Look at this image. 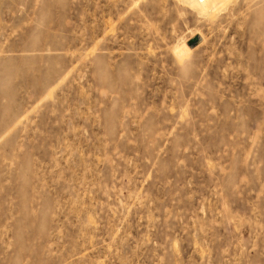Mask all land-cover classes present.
Masks as SVG:
<instances>
[{
    "label": "rangeland",
    "instance_id": "1",
    "mask_svg": "<svg viewBox=\"0 0 264 264\" xmlns=\"http://www.w3.org/2000/svg\"><path fill=\"white\" fill-rule=\"evenodd\" d=\"M222 7L0 0V264H264V0Z\"/></svg>",
    "mask_w": 264,
    "mask_h": 264
},
{
    "label": "bare ground",
    "instance_id": "2",
    "mask_svg": "<svg viewBox=\"0 0 264 264\" xmlns=\"http://www.w3.org/2000/svg\"><path fill=\"white\" fill-rule=\"evenodd\" d=\"M184 2H186V4H188L192 8L197 9L198 13H201L204 15L205 13H209V12L214 13L215 11L220 10L222 6H224L225 4L227 5L228 2L230 3L231 0H184ZM218 7L220 8L218 10H215ZM224 9L225 8H223V11ZM220 11H222V9ZM210 16H212V14H210Z\"/></svg>",
    "mask_w": 264,
    "mask_h": 264
}]
</instances>
